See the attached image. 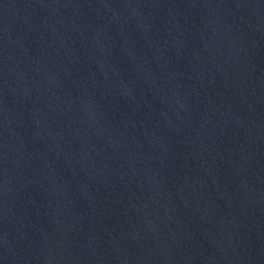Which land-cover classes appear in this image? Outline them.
I'll use <instances>...</instances> for the list:
<instances>
[{
    "label": "water",
    "instance_id": "obj_1",
    "mask_svg": "<svg viewBox=\"0 0 264 264\" xmlns=\"http://www.w3.org/2000/svg\"><path fill=\"white\" fill-rule=\"evenodd\" d=\"M0 264H264V0H0Z\"/></svg>",
    "mask_w": 264,
    "mask_h": 264
}]
</instances>
